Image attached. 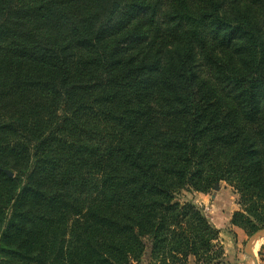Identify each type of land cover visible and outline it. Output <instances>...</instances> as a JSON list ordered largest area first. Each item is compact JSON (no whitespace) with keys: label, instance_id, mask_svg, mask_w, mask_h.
Listing matches in <instances>:
<instances>
[{"label":"trees","instance_id":"16d2710c","mask_svg":"<svg viewBox=\"0 0 264 264\" xmlns=\"http://www.w3.org/2000/svg\"><path fill=\"white\" fill-rule=\"evenodd\" d=\"M221 182L264 228V0H0V264H215Z\"/></svg>","mask_w":264,"mask_h":264},{"label":"rangeland","instance_id":"374dc122","mask_svg":"<svg viewBox=\"0 0 264 264\" xmlns=\"http://www.w3.org/2000/svg\"><path fill=\"white\" fill-rule=\"evenodd\" d=\"M176 200L181 203L191 202L195 204L218 230L219 240L217 244L221 247L223 254L215 264H252L246 255V244L249 237L241 229L230 225L232 214L240 209L238 195L231 187L221 182L208 194L182 191L176 195ZM257 244L258 248L253 254L257 264H264V260L261 261L259 256V252L264 246V239ZM140 264H149L148 258L145 257ZM187 264H194L193 259L190 258Z\"/></svg>","mask_w":264,"mask_h":264},{"label":"water","instance_id":"95a60500","mask_svg":"<svg viewBox=\"0 0 264 264\" xmlns=\"http://www.w3.org/2000/svg\"><path fill=\"white\" fill-rule=\"evenodd\" d=\"M6 174L8 177H12V174L10 172H6ZM262 239H264V228L253 233L249 237V240L246 244V255L249 258V262L252 264H257L255 256L253 254V248Z\"/></svg>","mask_w":264,"mask_h":264},{"label":"bare ground","instance_id":"6f19581e","mask_svg":"<svg viewBox=\"0 0 264 264\" xmlns=\"http://www.w3.org/2000/svg\"><path fill=\"white\" fill-rule=\"evenodd\" d=\"M257 248H258V244L255 246V248H253L254 249L253 252H255L257 250Z\"/></svg>","mask_w":264,"mask_h":264},{"label":"crops","instance_id":"0c3cea01","mask_svg":"<svg viewBox=\"0 0 264 264\" xmlns=\"http://www.w3.org/2000/svg\"><path fill=\"white\" fill-rule=\"evenodd\" d=\"M191 263H192V260H191Z\"/></svg>","mask_w":264,"mask_h":264}]
</instances>
